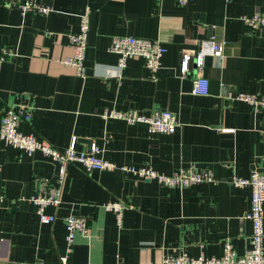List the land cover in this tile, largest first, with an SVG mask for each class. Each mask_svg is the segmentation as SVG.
I'll return each instance as SVG.
<instances>
[{
  "label": "crops",
  "instance_id": "obj_1",
  "mask_svg": "<svg viewBox=\"0 0 264 264\" xmlns=\"http://www.w3.org/2000/svg\"><path fill=\"white\" fill-rule=\"evenodd\" d=\"M20 1L0 0V46L15 54L0 61V114L9 106L29 109L18 129L59 150L74 136L77 150L95 142L118 165L171 173L195 163L209 167L215 180L167 187L72 163L60 205L46 209L56 219L42 224L27 198L42 179L56 176L57 165L40 151L27 155L0 140V264H62L69 213L87 219L89 235L76 234L68 264H161L167 254L220 255L227 240L242 253L252 230L245 217L251 189L228 179L264 169V109L230 95L264 94V29L241 18L264 12V0H46L53 8L48 15L21 14ZM86 7V75L80 76L62 59L72 55L68 34ZM119 35L160 40L166 51L155 75L139 56L117 68L118 56L107 48ZM210 37L223 41L222 56H205L200 68L191 59L181 75V56ZM196 76L208 81L206 94L192 92ZM107 108L169 109L179 125L173 133L151 132L144 123L103 119ZM108 201L125 205L120 224L103 207Z\"/></svg>",
  "mask_w": 264,
  "mask_h": 264
},
{
  "label": "built area",
  "instance_id": "obj_2",
  "mask_svg": "<svg viewBox=\"0 0 264 264\" xmlns=\"http://www.w3.org/2000/svg\"><path fill=\"white\" fill-rule=\"evenodd\" d=\"M179 4H185L190 0H176ZM21 14L35 13L48 15L52 12V6L46 0H21L18 5ZM242 20L251 29H264V12L255 11L251 15L241 16ZM89 32V8L86 7L79 15V25L77 30L68 34V41L72 47V55L62 59L64 65L73 67L80 76L86 75L85 52ZM223 41L210 37L200 43L196 53L183 54L180 59V73L184 75L189 70L191 59L194 60L195 67L203 65L205 56H222ZM108 51L116 53L117 68L121 71L127 65L129 58L133 56L142 57L145 66L155 75L162 63V56L166 48L159 39L139 37L133 35H119L111 38L107 48ZM12 47L0 46V61L10 59L14 56ZM192 92L194 94H206L208 91V81L204 77L196 76L193 79ZM232 100H241L252 106L254 111L264 109V94L250 93L239 90L230 95ZM102 118L123 119L128 123L140 122L147 125L151 132L173 133L179 125L175 113L169 109L153 108L142 111L129 108L124 111L117 109H105L101 114ZM31 111L29 109H15L6 107L0 114V140L11 145L27 155L34 151H40L57 165V174L54 178H45L39 182L38 190L30 195L27 200L34 204L39 221L42 224L54 222L56 215L46 212L48 207H58L61 203L63 185L65 182L68 166L72 163H79L85 171L93 170H113L118 169L124 173L132 174L138 178L154 180L163 186L185 188L193 184L214 181V175L209 167H200L195 163H188L180 166L171 173L161 172L154 167L144 165L121 164L104 159L101 156L100 147L94 142L89 150L76 149V137H72L69 145L64 150L55 148L50 143L37 137L34 134H25L18 129L20 121L29 120ZM220 131H231V129L220 128ZM228 181L235 186H249L250 208L245 213V217L251 221L252 230L248 237V245L242 253H238L230 241H225L223 251L220 255L207 256L200 254L190 256L186 252L175 255L167 254L161 259V264H264L263 247V204H264V169L255 168L248 177L233 175ZM5 194L0 182V204L4 202ZM106 210L115 213L118 224L121 223L122 211L125 205L120 201H108L103 204ZM66 227V250L60 256L62 264H68V254L72 251L75 236L81 233L89 235L88 221L85 217L73 213L64 217Z\"/></svg>",
  "mask_w": 264,
  "mask_h": 264
}]
</instances>
